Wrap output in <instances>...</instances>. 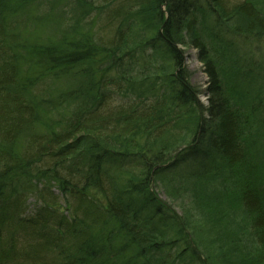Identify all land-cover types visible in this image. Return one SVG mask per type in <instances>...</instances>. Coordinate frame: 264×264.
Segmentation results:
<instances>
[{
	"label": "trees",
	"instance_id": "16d2710c",
	"mask_svg": "<svg viewBox=\"0 0 264 264\" xmlns=\"http://www.w3.org/2000/svg\"><path fill=\"white\" fill-rule=\"evenodd\" d=\"M263 166L264 0H0V264H264Z\"/></svg>",
	"mask_w": 264,
	"mask_h": 264
},
{
	"label": "rangeland",
	"instance_id": "374dc122",
	"mask_svg": "<svg viewBox=\"0 0 264 264\" xmlns=\"http://www.w3.org/2000/svg\"><path fill=\"white\" fill-rule=\"evenodd\" d=\"M184 62H185V66H186L185 68H186L187 72L191 73L190 84H193L195 87H199L200 90H203V88L205 87V84H206L205 83L206 77H205L204 72L201 69V64L199 62H197V60H196V51L194 49L187 50L184 53ZM205 98H206L205 94H203L199 97V99L202 103H204L206 101ZM262 177H263L262 179L264 181V166L262 169ZM158 195H159V199L163 203H166L167 205H169V199L167 198V196L165 194H162L159 192ZM171 208L173 209V207H171ZM179 210H180L179 208L174 209V211H176V212H179ZM254 244H255V242L251 245V247L253 250H256L257 248L254 249V247H255ZM249 264H251L250 261H249ZM255 264H258V263L256 262Z\"/></svg>",
	"mask_w": 264,
	"mask_h": 264
}]
</instances>
